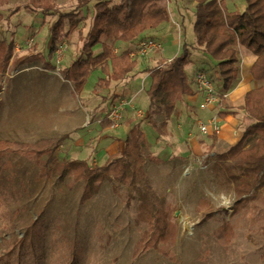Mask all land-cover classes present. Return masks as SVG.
I'll return each mask as SVG.
<instances>
[{"label":"rangeland","instance_id":"rangeland-1","mask_svg":"<svg viewBox=\"0 0 264 264\" xmlns=\"http://www.w3.org/2000/svg\"><path fill=\"white\" fill-rule=\"evenodd\" d=\"M110 1L115 5L121 0ZM243 1L226 0V3L236 8ZM161 3L167 5L170 20L160 29L150 31V38L162 41L165 58L178 56L182 46L188 44L192 63L187 74L194 84L192 87L196 90V75L204 72L221 91V84L213 74V60L206 62L203 50L196 45L195 0H162ZM54 4L50 15L30 5L28 0L0 4L3 18L0 38L14 41L17 46L9 71L0 77V142L8 143L12 149L0 151V264H264V188L240 204L233 191L217 183L214 171L217 151L210 147L214 137L199 134L195 122L197 118L206 123L217 115L215 111L200 109V99L179 102L178 108L185 104L176 110L170 127L163 131L150 124L146 92L150 80L146 74L157 65L151 62L152 56L139 59L148 70L130 80V91L121 96H110L109 89L99 90L96 84L103 73L100 70L92 73L84 94L78 97L92 113L84 129L77 133L59 138L56 124L40 116L33 119L23 116L32 109L39 113L44 104L52 107L56 103V84L62 89L69 82L61 70L78 57L79 33L86 35L92 24L93 5L80 15V28L69 39L64 38L58 64L56 55L50 57L51 28L60 13L73 11L77 3L54 0ZM16 9L20 10L15 12ZM116 46L134 49L124 42ZM34 48L44 56V62H25L34 54ZM94 51L101 53L102 46H96ZM135 95L138 97L132 101ZM232 98L224 105L223 122L231 121L233 131L239 132L240 138L253 121L244 110L241 113V96L234 102ZM124 99L132 101L133 107L126 110L120 126L103 129L101 121ZM139 111L142 117L136 116ZM130 118L142 124L145 155L163 161L154 164L145 159L144 166L156 192L165 196L174 209L172 218L177 238L169 257L157 250L134 255L144 227L134 221L138 202L134 200L127 206L124 198L133 192L132 186H121V198L113 192L112 184L105 182L96 196L82 204L84 182L73 183L71 174L60 177L71 161H85L94 168L121 152L128 131L126 120ZM151 119L161 124L165 117L153 114ZM223 124L220 119L221 127ZM182 133L190 134L191 139L187 140ZM18 147L25 154L15 151ZM36 151H45L46 155L38 159L34 156L38 155ZM204 199L211 203L206 212L214 216L202 223L205 214L198 207ZM225 221L230 222L235 232L228 245L215 237Z\"/></svg>","mask_w":264,"mask_h":264},{"label":"trees","instance_id":"trees-1","mask_svg":"<svg viewBox=\"0 0 264 264\" xmlns=\"http://www.w3.org/2000/svg\"><path fill=\"white\" fill-rule=\"evenodd\" d=\"M161 1L121 0L112 5L110 0H76L77 6L73 11L59 14L51 28V58L56 55L64 38L69 39L80 28L79 17L83 10L94 6L89 31L86 35L81 31L79 33L81 48L78 57L61 70L64 79L72 83L77 96L84 94L88 79L95 70L103 73V77H100L96 84L99 90L109 89L113 82L124 81L137 71L141 58H132V50L116 53L115 45L124 42L132 47L131 45L149 37L150 31L158 30L169 22L168 7ZM244 1V11H229L223 0H195L196 45L203 50L206 62L213 60V74L221 84L222 92H230L240 76V46L257 57L250 74L254 81L264 84V0ZM7 2L8 0H0V4ZM28 2L40 8L45 15L53 13L54 0ZM26 8L29 9L30 6ZM19 10L16 9L15 12ZM2 20L0 13V22ZM98 45L102 46V51L96 54L94 49ZM16 48L14 41L7 42L0 38V77L9 71L16 56ZM34 50V54L25 62H42L45 59L35 48ZM158 53L153 52L146 57L152 56L150 60L153 63L156 61L153 55ZM191 57L190 46L184 44L178 56L171 61L160 59L156 61V67L149 70L150 84L146 90L149 97L147 120L159 131L168 127L178 103L196 93L187 74V67L192 63ZM243 110L253 122L245 127L235 145L214 155L217 183L226 185L233 191L237 203L240 204L254 198L264 188V85L244 95ZM153 114H163L165 120L157 124L151 119ZM221 116L225 117V114L221 113ZM100 125L103 129L112 127L108 117H105ZM126 125L128 131L121 152L111 156L103 166L94 168L85 161H71L67 163L68 168L63 170L60 177L71 174L73 183L84 182L82 204L96 196L105 182L112 184L113 192L119 197L122 185L132 186L133 192L125 194L124 198L128 202L127 206L134 200L138 202L134 221L137 226L144 227L135 245L134 255L137 257L149 250H157L169 257L170 248L177 238V227L172 218L174 209L168 204L165 196L156 192L144 166L145 159L154 164H161L163 161L152 155H145L146 136L141 122L130 118L126 120ZM213 137L215 143L217 137ZM7 144L0 142V151L12 150ZM15 151L25 154L21 147ZM36 152L38 155L34 156L38 159L46 155L45 151ZM210 205L211 203L204 199L198 207V210L204 211L205 214L202 223L214 216L213 213L206 212ZM234 236V227L225 221L216 231L215 237L228 245Z\"/></svg>","mask_w":264,"mask_h":264},{"label":"crops","instance_id":"crops-1","mask_svg":"<svg viewBox=\"0 0 264 264\" xmlns=\"http://www.w3.org/2000/svg\"><path fill=\"white\" fill-rule=\"evenodd\" d=\"M223 1L225 2L226 8L229 11H234V10L244 11L246 8L245 1L238 4L236 8L228 7L226 0H223ZM147 38H150V36ZM136 45H137V43H135L134 45H131V46L135 48ZM124 50H126V49L125 48L124 49L117 48V46L115 45V52L116 53L122 52ZM16 54H17V48H16ZM163 54H164V51L156 54L155 55L156 61H159L160 59H164L166 61H171L173 59V56L169 57V58H165L163 56ZM239 55L241 58L240 76H239L238 80L236 81L235 86L229 92V96L224 100V103L221 105V107H217L216 109H214V108L209 109L211 111H215L216 115H218V117H219V121L221 119L222 123H224L223 127H222V133L220 135L216 136L217 137L216 142L215 143L213 142L212 145H210V147L214 151L216 150L217 153L227 151L231 146L235 145L241 138V137L239 138V134H238L239 132L237 133V131H233L234 127H233V124H231V121H227L228 119H226V121L223 122V120H224L223 118L226 117V114H225V117H222L221 113L224 112V105L226 104V102H228V100L232 96H233V98L231 99L232 102H234L236 99L238 100L239 96H241V102L242 103L239 107L241 108V113H243L244 95L248 91L264 85V84H260L256 81H254L251 77V74H250V69H251L253 63L256 61L257 57L255 55H253L248 49H246L243 46L239 47ZM156 61H154L153 63H155ZM144 69H145L144 65L143 66L140 65V67L137 69V71H135V73L131 74V77L127 78L124 81L113 82L111 87L109 88L110 96L113 94L116 96H121V94H123L125 91L129 92L130 90L128 88V83L132 79L134 81L135 79L143 76L144 74H142V73H143ZM149 75H150V73L146 74L147 77H149ZM88 83L89 82H87L85 89L87 88ZM143 84H144V82H143ZM66 85L67 86H65L61 89V87L56 84V103L52 107H46L44 104L42 106L43 108L39 111V113L35 112L32 109V110H30V112L23 114V116L27 117L28 119L29 118L33 119L35 117H37V118L41 117L44 120L48 121V123L56 124V134L59 135V136H57L59 138L61 137L60 135H71V134L77 133L80 130L84 129L86 122H87V119L91 116V113H92L90 107H87L84 104L79 102V100H78L79 96H77L75 94L73 85L70 82L66 83ZM49 86H51V84L47 85V87H49ZM195 87H196V85H195ZM48 90L50 91L51 88L49 87ZM195 92L196 93L194 96H188V97L184 98L183 101L186 100V102H191L190 100H195V99L196 100L200 99V101H201L202 96L199 93H197V90H195ZM137 97H138V95H135V97H133L132 101H134ZM184 104L185 103H183V105ZM183 105H181V106H183ZM179 108L177 106L176 110L177 109L179 110ZM176 115L179 116V111H177ZM38 116H40V117H38ZM199 120H201V119L195 118L196 124ZM170 124H171V120H170L169 125H168L169 127H170ZM45 129H47V128H45ZM206 138H210V137L206 136ZM209 141H211V140L209 139L208 142Z\"/></svg>","mask_w":264,"mask_h":264},{"label":"built area","instance_id":"built-area-1","mask_svg":"<svg viewBox=\"0 0 264 264\" xmlns=\"http://www.w3.org/2000/svg\"><path fill=\"white\" fill-rule=\"evenodd\" d=\"M163 51H164V47L162 41L155 38H146L140 40L137 43L136 47L131 52V57L143 58L153 52H163ZM62 53H63L62 50H60L59 48V50L56 53V59L58 64H60L61 62ZM195 85H196L197 93H199L202 96V100L200 103V109L202 110H208L212 108L216 109L217 107H221V105L224 103V100L229 96V92L220 91L212 83L209 76L204 72H200L196 75ZM131 104L132 101L130 100L127 101L124 99L118 101L111 109L107 117L111 121L113 129H116L120 126L121 122L125 117L126 110L128 108L133 107ZM136 116L142 117L143 116L142 111H139ZM196 125L199 134L204 136H210V135L218 136L222 133V127L220 125L218 115L210 118L206 123L203 120H199ZM182 135L187 140L191 139L190 134L182 133Z\"/></svg>","mask_w":264,"mask_h":264},{"label":"bare ground","instance_id":"bare-ground-1","mask_svg":"<svg viewBox=\"0 0 264 264\" xmlns=\"http://www.w3.org/2000/svg\"><path fill=\"white\" fill-rule=\"evenodd\" d=\"M3 83H5V80H3Z\"/></svg>","mask_w":264,"mask_h":264}]
</instances>
